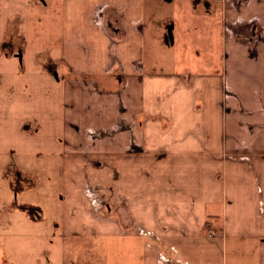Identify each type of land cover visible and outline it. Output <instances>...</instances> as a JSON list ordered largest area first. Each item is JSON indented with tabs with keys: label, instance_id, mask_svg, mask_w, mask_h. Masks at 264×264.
<instances>
[{
	"label": "crops",
	"instance_id": "0c3cea01",
	"mask_svg": "<svg viewBox=\"0 0 264 264\" xmlns=\"http://www.w3.org/2000/svg\"><path fill=\"white\" fill-rule=\"evenodd\" d=\"M231 2L40 0L43 17L21 20L62 90L54 225L106 241L108 264H264V0ZM208 21L221 25L199 35ZM121 203L129 229L111 217Z\"/></svg>",
	"mask_w": 264,
	"mask_h": 264
},
{
	"label": "rangeland",
	"instance_id": "374dc122",
	"mask_svg": "<svg viewBox=\"0 0 264 264\" xmlns=\"http://www.w3.org/2000/svg\"><path fill=\"white\" fill-rule=\"evenodd\" d=\"M39 1L0 0V80L3 81L2 86L0 83V264H108L106 241L91 242L92 237L69 236L60 225H54L61 222L63 212L62 153L56 152L63 125L59 114L62 90L41 80V69L50 71L56 61L26 50L23 37L29 31L27 24L21 22L43 17L41 9L30 6ZM52 10L51 21L56 27L58 5ZM218 23L221 25L218 21L214 24L208 21L206 26L199 23L198 34L213 36ZM194 31L188 30V40L193 38L190 35ZM226 31L233 36L227 25ZM35 34V44L40 45V35ZM145 38L148 59L151 41L148 33ZM9 73L15 75L7 90L5 78ZM229 80L226 78L227 99L234 102V110L241 111L242 99L237 97V88ZM255 100L261 110L260 96ZM88 192L87 202L101 212L104 206L98 193L92 189Z\"/></svg>",
	"mask_w": 264,
	"mask_h": 264
},
{
	"label": "trees",
	"instance_id": "16d2710c",
	"mask_svg": "<svg viewBox=\"0 0 264 264\" xmlns=\"http://www.w3.org/2000/svg\"><path fill=\"white\" fill-rule=\"evenodd\" d=\"M124 203H121L119 206H117L113 211H114V216L118 221L120 222L121 226L123 228L129 229L132 226V221L130 216H127L125 214V208H124ZM108 212H111V208L107 207L106 209Z\"/></svg>",
	"mask_w": 264,
	"mask_h": 264
}]
</instances>
